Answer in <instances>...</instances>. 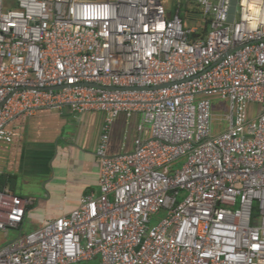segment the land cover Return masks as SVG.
Segmentation results:
<instances>
[{
  "label": "built area",
  "instance_id": "1",
  "mask_svg": "<svg viewBox=\"0 0 264 264\" xmlns=\"http://www.w3.org/2000/svg\"><path fill=\"white\" fill-rule=\"evenodd\" d=\"M230 4L0 0V142L41 108L105 114L71 212L24 230L31 200L0 190V264H264V0ZM121 113L134 147L110 155Z\"/></svg>",
  "mask_w": 264,
  "mask_h": 264
},
{
  "label": "crops",
  "instance_id": "2",
  "mask_svg": "<svg viewBox=\"0 0 264 264\" xmlns=\"http://www.w3.org/2000/svg\"><path fill=\"white\" fill-rule=\"evenodd\" d=\"M104 116L98 110L76 115L69 107L41 108L11 123L12 141L0 142V177L5 176V188L31 200L24 230L71 212L84 194L99 191L96 150ZM139 121L137 113L114 120L110 155L133 149Z\"/></svg>",
  "mask_w": 264,
  "mask_h": 264
},
{
  "label": "rangeland",
  "instance_id": "3",
  "mask_svg": "<svg viewBox=\"0 0 264 264\" xmlns=\"http://www.w3.org/2000/svg\"><path fill=\"white\" fill-rule=\"evenodd\" d=\"M165 1H166L167 7L169 8L175 4V0H165ZM188 7L192 8V10H195V11L198 10V5L196 4L195 1L194 2L191 1L188 4ZM188 23H191V24L199 23L200 24L201 21L192 18V19H189ZM212 110L216 118L215 120L216 128H224V125L226 124L225 118L230 112L229 101L221 97H214L212 99ZM179 164L180 162L178 163V165ZM16 233L17 232L15 230H11L10 234L6 235L3 231H0V246L6 243L9 239L15 237ZM84 264H90V263H84Z\"/></svg>",
  "mask_w": 264,
  "mask_h": 264
},
{
  "label": "water",
  "instance_id": "4",
  "mask_svg": "<svg viewBox=\"0 0 264 264\" xmlns=\"http://www.w3.org/2000/svg\"><path fill=\"white\" fill-rule=\"evenodd\" d=\"M237 3H238V0H231V4L229 8V16H228V20L231 22L235 20V14L237 11Z\"/></svg>",
  "mask_w": 264,
  "mask_h": 264
},
{
  "label": "trees",
  "instance_id": "5",
  "mask_svg": "<svg viewBox=\"0 0 264 264\" xmlns=\"http://www.w3.org/2000/svg\"><path fill=\"white\" fill-rule=\"evenodd\" d=\"M205 31H207V28H205ZM5 182H6L5 176L0 177V190H3L5 188Z\"/></svg>",
  "mask_w": 264,
  "mask_h": 264
}]
</instances>
